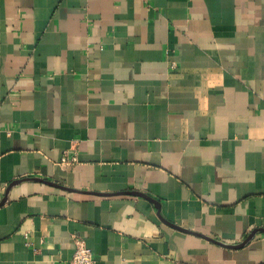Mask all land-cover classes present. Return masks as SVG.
<instances>
[{
  "label": "crops",
  "instance_id": "crops-1",
  "mask_svg": "<svg viewBox=\"0 0 264 264\" xmlns=\"http://www.w3.org/2000/svg\"><path fill=\"white\" fill-rule=\"evenodd\" d=\"M76 236L264 264V0H0V264Z\"/></svg>",
  "mask_w": 264,
  "mask_h": 264
},
{
  "label": "built area",
  "instance_id": "built-area-1",
  "mask_svg": "<svg viewBox=\"0 0 264 264\" xmlns=\"http://www.w3.org/2000/svg\"><path fill=\"white\" fill-rule=\"evenodd\" d=\"M78 162V157L75 154L72 158L65 156L62 160L64 165H72ZM76 249L70 264H96L92 250L88 247L84 239L75 237Z\"/></svg>",
  "mask_w": 264,
  "mask_h": 264
}]
</instances>
